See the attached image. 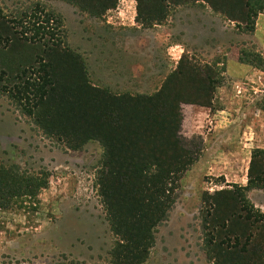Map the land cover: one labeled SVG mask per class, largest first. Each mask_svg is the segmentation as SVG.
Returning a JSON list of instances; mask_svg holds the SVG:
<instances>
[{
  "label": "rangeland",
  "instance_id": "obj_1",
  "mask_svg": "<svg viewBox=\"0 0 264 264\" xmlns=\"http://www.w3.org/2000/svg\"><path fill=\"white\" fill-rule=\"evenodd\" d=\"M162 1L163 14L154 0H114L99 15H91L65 0H0V22L5 21L14 32V45L9 46V37L6 42L0 37V54L9 55V49L20 51L18 61L37 63L19 71L16 79L20 81H14L20 84L17 87L0 75V161L45 181L34 197L15 198L8 209L0 211V264H113L111 252L121 240L112 231L111 223L116 221L100 191L102 178L110 173L106 159L121 163L126 152L118 150L119 143L104 149L96 138L74 143L44 133L33 115L32 103L37 96L32 97L23 81L36 80L41 74L43 61L31 56L37 47L70 51L75 56L70 66L79 63L87 85L107 88L114 94L155 92L182 54L200 65L205 61L213 65L223 77L220 86L226 87L228 94L232 76L224 65L227 60L264 73V14H257L247 30L246 24L212 12L202 0L188 4ZM7 31L1 30L0 35H9ZM21 38H26L27 47L18 44ZM254 54L256 58L251 60ZM56 68L63 70L60 63ZM262 75V84L242 79L243 114L234 121L232 112L195 118L187 105H197L179 103L175 137L192 161L166 192L171 202H162L161 219L150 229L151 245L136 264H213L211 248L217 241L206 231L220 226L222 220L212 224L205 210L216 199L223 217L232 211V186L244 187L246 183L250 152L246 158L247 149L242 153L238 140L251 136L247 148L264 149ZM226 100L215 106L230 107L232 101L226 104ZM254 101L258 108L247 106ZM52 102L42 99L40 104ZM38 109L42 117L57 111L53 106ZM240 121L251 130L243 133L233 129ZM161 149L157 146L156 151ZM131 193L124 198L137 199ZM244 198L264 213L263 190L251 189ZM218 232L221 240L229 236L222 244L232 246V218L227 228ZM210 239L212 243L207 244Z\"/></svg>",
  "mask_w": 264,
  "mask_h": 264
},
{
  "label": "trees",
  "instance_id": "obj_2",
  "mask_svg": "<svg viewBox=\"0 0 264 264\" xmlns=\"http://www.w3.org/2000/svg\"><path fill=\"white\" fill-rule=\"evenodd\" d=\"M65 1L80 6L91 15H99L114 3V0ZM154 1L158 3L161 14L165 13L163 1ZM164 1L188 4L198 0ZM202 1L212 12L246 24L244 29L247 30L257 14H264V0ZM155 11L158 12V8ZM5 28L9 30V35L4 33L0 37H4L5 42L9 37L12 40L9 46L14 45V32H10L5 21L3 24L0 22V31ZM23 39L18 40V44L25 48L26 38ZM8 51L10 54L7 56L0 54V75L6 78L7 83L12 81L17 87L20 84L14 81H20V78L16 79L19 71L25 65L35 67L37 63L18 61L20 51ZM31 56H37L44 65L36 80L23 81L32 97L37 96L32 103L33 115L44 133L74 143L96 138L104 149L119 143V146L115 145L118 150L126 152L121 163L113 158L106 159L110 173L108 178H102L100 193L112 220L116 221H111L112 231L122 240L115 243L116 247L111 252L113 264L140 262L145 257L144 250L152 242L150 229L161 219L162 202H171L166 198V192L172 190L178 173L192 161L175 137L180 120L179 103L211 107L214 91L221 85L223 77L209 62L200 65L182 54L155 92L148 95L114 94L107 88L87 85L82 75L83 68L77 66L79 63L70 66L69 61L75 60V56L68 50L57 46L37 47ZM255 58L254 54L251 60ZM31 60V57L28 58V61ZM57 63L63 70L56 68ZM71 77L73 80L69 79ZM42 99L54 102L40 104ZM47 106L56 107L57 111L49 112L46 117L40 116L38 107L46 110ZM69 137L74 141H70ZM157 146H162V149L156 151ZM44 184L43 177L24 174L14 164L5 165L0 161V211L8 209L15 198L34 197ZM243 186H232V211H227L223 217L217 209L216 199L209 203L210 209L205 210V216L212 224H218L219 218L222 220L220 226L213 225L210 231H206L217 241L210 239L207 243L213 241V264H264V213L254 209L244 198L251 189L264 191V149H251ZM131 192L137 199L133 196L132 200L124 198ZM231 218L232 246L223 245L222 241L228 240L229 236L221 240L218 231L227 228Z\"/></svg>",
  "mask_w": 264,
  "mask_h": 264
},
{
  "label": "crops",
  "instance_id": "obj_3",
  "mask_svg": "<svg viewBox=\"0 0 264 264\" xmlns=\"http://www.w3.org/2000/svg\"><path fill=\"white\" fill-rule=\"evenodd\" d=\"M224 65L228 67L227 72H228L229 76H232L231 77L232 90L231 91L229 90V94H228L226 87L225 88L223 86L217 87L216 90L214 91V94H213L211 107H199V106H194V105H187L188 106L187 108H189L190 111L194 112L195 118H199V119L204 120L206 117L214 118L216 116L214 113H217V114L218 113H224L227 115H229V114L231 115V112H232V121H234L235 119H237L239 117L241 118L242 114H243L242 110L244 108L243 105H241V102L245 97V95L242 93L243 92L242 91L243 90L242 84H244L243 80L248 78L249 80H251V82L257 81L260 84H262L261 81L263 78L262 74H264L263 72L258 71V70L254 69V68H252L246 64L239 63V62L233 61V60H227V62ZM240 75L244 76L245 78H242ZM259 96H261V95H259ZM259 98H263V97H259ZM225 100L227 101L226 104L231 103V101H232V105L230 107H225L223 105L222 106L220 105L219 107L215 106V104L218 101L223 102ZM247 106L248 107L254 106L255 108H258L256 101H254V103L252 102V105H251V103H249ZM258 112L261 114V111H258ZM239 113H241V114L239 115ZM237 123L238 122L234 123V127L232 126L233 129L237 128V130H240L243 133H247L248 130H251V128L248 126V124L246 122L243 125H241V121H240V124H237ZM238 141H239V143H237V144H239L238 146H239V149L242 153H243V151L245 152V150H243V149H247L246 155H245L247 158V154H249L250 150L253 147V146H250V148H247V146H249V144L252 143L251 142V136L246 137V135H244V140L240 139ZM234 142H237V141L235 140ZM242 178L244 179L243 181H245V176H243Z\"/></svg>",
  "mask_w": 264,
  "mask_h": 264
}]
</instances>
